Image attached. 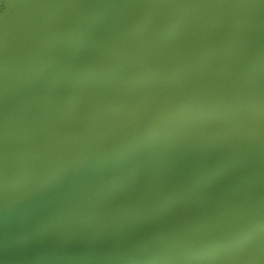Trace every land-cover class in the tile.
I'll return each instance as SVG.
<instances>
[{
    "label": "water",
    "instance_id": "obj_1",
    "mask_svg": "<svg viewBox=\"0 0 264 264\" xmlns=\"http://www.w3.org/2000/svg\"><path fill=\"white\" fill-rule=\"evenodd\" d=\"M12 1L0 264H264V2Z\"/></svg>",
    "mask_w": 264,
    "mask_h": 264
},
{
    "label": "rangeland",
    "instance_id": "obj_2",
    "mask_svg": "<svg viewBox=\"0 0 264 264\" xmlns=\"http://www.w3.org/2000/svg\"><path fill=\"white\" fill-rule=\"evenodd\" d=\"M26 11V6L12 0H0V17H14Z\"/></svg>",
    "mask_w": 264,
    "mask_h": 264
},
{
    "label": "snow or ice",
    "instance_id": "obj_3",
    "mask_svg": "<svg viewBox=\"0 0 264 264\" xmlns=\"http://www.w3.org/2000/svg\"><path fill=\"white\" fill-rule=\"evenodd\" d=\"M264 2V0H262ZM0 79H2V68H0Z\"/></svg>",
    "mask_w": 264,
    "mask_h": 264
}]
</instances>
